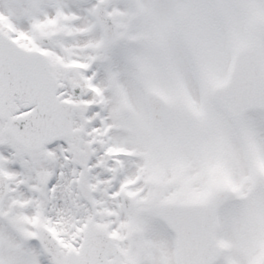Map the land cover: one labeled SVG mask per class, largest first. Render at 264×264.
I'll return each instance as SVG.
<instances>
[{
    "label": "snow or ice",
    "instance_id": "snow-or-ice-1",
    "mask_svg": "<svg viewBox=\"0 0 264 264\" xmlns=\"http://www.w3.org/2000/svg\"><path fill=\"white\" fill-rule=\"evenodd\" d=\"M0 264H264V0H0Z\"/></svg>",
    "mask_w": 264,
    "mask_h": 264
}]
</instances>
